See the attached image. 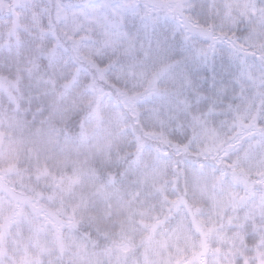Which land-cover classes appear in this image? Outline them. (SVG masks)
Instances as JSON below:
<instances>
[{"label": "snow or ice", "instance_id": "obj_1", "mask_svg": "<svg viewBox=\"0 0 264 264\" xmlns=\"http://www.w3.org/2000/svg\"><path fill=\"white\" fill-rule=\"evenodd\" d=\"M0 264H264V0H0Z\"/></svg>", "mask_w": 264, "mask_h": 264}]
</instances>
